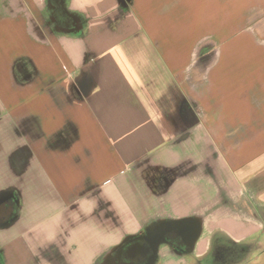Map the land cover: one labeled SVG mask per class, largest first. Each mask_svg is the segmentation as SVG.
<instances>
[{
  "label": "crops",
  "instance_id": "1",
  "mask_svg": "<svg viewBox=\"0 0 264 264\" xmlns=\"http://www.w3.org/2000/svg\"><path fill=\"white\" fill-rule=\"evenodd\" d=\"M254 241L264 0H0V264Z\"/></svg>",
  "mask_w": 264,
  "mask_h": 264
},
{
  "label": "trees",
  "instance_id": "2",
  "mask_svg": "<svg viewBox=\"0 0 264 264\" xmlns=\"http://www.w3.org/2000/svg\"><path fill=\"white\" fill-rule=\"evenodd\" d=\"M240 248V245L227 242L226 244H219L216 245L212 252V257L214 259V263H220V264H226V263H234L235 259L238 257V254L240 253L238 250H235L236 248ZM242 249V248H241ZM229 258L230 261L226 262Z\"/></svg>",
  "mask_w": 264,
  "mask_h": 264
},
{
  "label": "rangeland",
  "instance_id": "3",
  "mask_svg": "<svg viewBox=\"0 0 264 264\" xmlns=\"http://www.w3.org/2000/svg\"><path fill=\"white\" fill-rule=\"evenodd\" d=\"M242 248V249H241ZM264 248L263 244L261 245L258 241H254V243L249 245H240V248H236L235 250H238L240 253L238 254V257L235 259L234 263H226V264H235L236 262L238 264H246L248 262H254L256 256L259 257L258 254L260 251H262ZM231 258H229L226 262H229ZM213 264H220L214 263L213 257H211Z\"/></svg>",
  "mask_w": 264,
  "mask_h": 264
},
{
  "label": "flooded vegetation",
  "instance_id": "4",
  "mask_svg": "<svg viewBox=\"0 0 264 264\" xmlns=\"http://www.w3.org/2000/svg\"><path fill=\"white\" fill-rule=\"evenodd\" d=\"M124 255H125V259L127 260L126 262L129 261V263H127V264H132L133 262H137L138 260H143L144 259L143 257L137 256L135 258L136 261L130 262V260H131L130 256L127 255L126 253H124Z\"/></svg>",
  "mask_w": 264,
  "mask_h": 264
},
{
  "label": "water",
  "instance_id": "5",
  "mask_svg": "<svg viewBox=\"0 0 264 264\" xmlns=\"http://www.w3.org/2000/svg\"><path fill=\"white\" fill-rule=\"evenodd\" d=\"M193 239H194V238L187 237V238H186V242H187V244H189V245L191 246V244L193 243Z\"/></svg>",
  "mask_w": 264,
  "mask_h": 264
}]
</instances>
